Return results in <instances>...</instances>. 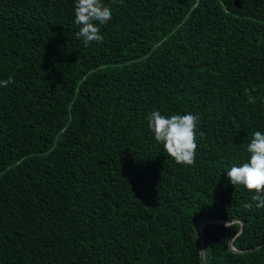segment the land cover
<instances>
[{"label": "trees", "instance_id": "trees-1", "mask_svg": "<svg viewBox=\"0 0 264 264\" xmlns=\"http://www.w3.org/2000/svg\"><path fill=\"white\" fill-rule=\"evenodd\" d=\"M103 3L85 46L75 0H0V264H201L210 219L205 264H264V208L226 173L264 132V0ZM154 110L198 115L194 165Z\"/></svg>", "mask_w": 264, "mask_h": 264}, {"label": "clouds", "instance_id": "clouds-1", "mask_svg": "<svg viewBox=\"0 0 264 264\" xmlns=\"http://www.w3.org/2000/svg\"><path fill=\"white\" fill-rule=\"evenodd\" d=\"M74 15L75 23L80 26L76 35L88 46L92 42L102 41L100 26L111 21L112 9L103 0H75ZM10 83H13L11 76L7 80H0V87H7ZM245 91L248 102L256 103V97L252 95L255 89ZM147 120L155 140L163 145L177 164L194 165L198 148V115L189 112L165 116L161 111L154 110L148 114ZM199 135L203 137L204 133L201 131ZM247 152L250 154L248 161L240 166H232L226 172L227 178L233 186L243 185L255 193L251 201L243 205L246 210H251L253 205L261 209L264 208V132L255 131L252 134Z\"/></svg>", "mask_w": 264, "mask_h": 264}, {"label": "water", "instance_id": "water-1", "mask_svg": "<svg viewBox=\"0 0 264 264\" xmlns=\"http://www.w3.org/2000/svg\"><path fill=\"white\" fill-rule=\"evenodd\" d=\"M207 222L213 223V224H217V225H228L230 222H224V221H220V220H206V221H202L201 223H199L198 227H197V242H198V246H199V252H200V262L201 264H205V260H204V243H203V232H202V228L203 225ZM235 222H238L241 226L240 231L243 227V222L239 221V220H235ZM239 231V232H240ZM229 248L234 251V252H239L242 253L241 251H236L233 247L231 242L229 243Z\"/></svg>", "mask_w": 264, "mask_h": 264}]
</instances>
